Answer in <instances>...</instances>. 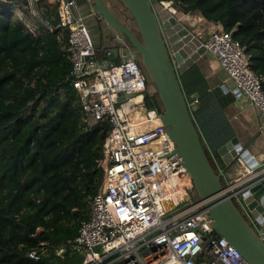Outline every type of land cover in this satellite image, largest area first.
Returning a JSON list of instances; mask_svg holds the SVG:
<instances>
[{"label": "built area", "instance_id": "built-area-1", "mask_svg": "<svg viewBox=\"0 0 264 264\" xmlns=\"http://www.w3.org/2000/svg\"><path fill=\"white\" fill-rule=\"evenodd\" d=\"M159 2L176 14L172 1ZM70 3L29 0V7L41 11L49 29L68 32V76L87 124L110 123L98 161L102 184L90 197L87 217L78 219L71 241L79 264H249L210 226L204 200L191 195L192 180L173 151L175 141L161 122L159 110L142 106L148 93L146 74L128 42L120 39L116 61L100 60L83 17L78 12L73 15ZM202 45L264 118L263 78L250 68L240 41L230 30L215 26ZM124 54H128L125 60ZM119 94L124 95L122 100ZM247 155L235 157L239 169L233 177L224 178L222 173V192L249 214L244 193L258 181L261 169L251 166L255 159ZM188 196L193 199L187 200ZM63 250L55 248L54 253ZM48 254L46 242L27 253L35 261Z\"/></svg>", "mask_w": 264, "mask_h": 264}, {"label": "trees", "instance_id": "trees-1", "mask_svg": "<svg viewBox=\"0 0 264 264\" xmlns=\"http://www.w3.org/2000/svg\"><path fill=\"white\" fill-rule=\"evenodd\" d=\"M170 1L235 30L264 90V0ZM20 13L32 17L29 0L0 1V264H79L71 241L102 184L98 161L110 123L89 125L84 119L68 76L67 30H51L32 17L36 33ZM178 78L186 98L205 95L196 64ZM143 102L158 109L151 94ZM191 113L197 117L196 110ZM205 134L215 166L217 147L228 137ZM40 242L47 243L49 254L35 261L27 253Z\"/></svg>", "mask_w": 264, "mask_h": 264}, {"label": "water", "instance_id": "water-1", "mask_svg": "<svg viewBox=\"0 0 264 264\" xmlns=\"http://www.w3.org/2000/svg\"><path fill=\"white\" fill-rule=\"evenodd\" d=\"M70 9H77L72 0ZM128 12L131 26L125 17L117 16L105 0H88L95 15L100 16L112 34L110 44L102 45L114 57L118 56L120 39L128 42L146 74L147 92L157 104L160 119L169 137L175 141L174 152L181 157L193 183L191 195L204 200L210 214V226L229 241L249 264H264V185H252L244 193L246 214L222 192V172L212 164L197 130L178 74L189 67L205 51L202 38L194 35L159 1L119 0ZM232 34L235 30H232ZM104 35V34H103ZM106 43V42H104ZM128 54L121 56L123 60ZM124 98L119 94L118 100ZM232 138L218 147L217 152L229 166L240 152ZM246 152H243L245 154ZM259 227L257 230L251 218Z\"/></svg>", "mask_w": 264, "mask_h": 264}, {"label": "crops", "instance_id": "crops-1", "mask_svg": "<svg viewBox=\"0 0 264 264\" xmlns=\"http://www.w3.org/2000/svg\"><path fill=\"white\" fill-rule=\"evenodd\" d=\"M73 2L78 14L83 17L88 31L92 30V35L90 32L89 34L98 56L116 58L107 49H102L103 44L106 46L110 44V37L105 34H109V36L112 34L105 21L93 13L88 0H73ZM175 15L194 35L201 37L202 40L211 28L219 26V24L203 18L197 9L184 13L179 7ZM205 23L210 26L208 29H205ZM192 64H196L200 69L206 82L205 95L200 98L195 92L193 97L186 98L188 103H195L191 105L190 112L196 110L197 117L192 113L191 115L204 148L213 156L212 149L205 139V133L211 134L212 132L213 135H216L215 137H228L222 144L236 138L237 144H231L232 148L237 146L240 148V154L247 152L248 155H253L255 162H252L251 166L261 169L255 184L263 183L264 185V118L256 106L234 88L233 83L227 78L225 70L213 54L205 50ZM217 159L218 169L225 170L224 178H231L237 173L239 165L235 158L229 166L223 162L219 154Z\"/></svg>", "mask_w": 264, "mask_h": 264}, {"label": "rangeland", "instance_id": "rangeland-1", "mask_svg": "<svg viewBox=\"0 0 264 264\" xmlns=\"http://www.w3.org/2000/svg\"><path fill=\"white\" fill-rule=\"evenodd\" d=\"M1 2L4 0H0ZM106 2L110 5V7L112 8L113 12L121 17H125V21H127L131 26H133V23H131L130 18H129V14L128 12L123 8V6L121 5L119 0H106ZM178 8H176V10H178ZM22 16L24 17L23 20L25 22V25L28 28H31L32 30H34V32H38V27L37 24L34 23V21L32 20V17L36 18L42 25H45L48 28V20L44 17V15H42L41 11H36V9H34V11L31 9V16H29V18H27L28 16L24 15L23 13ZM34 23V24H33ZM205 29H208L210 26L207 25V23H205ZM220 27V26H219ZM90 34L92 35V30L90 31ZM108 57V58H107ZM100 60H110V61H116L117 58H112L110 56H100L99 57ZM142 106H145L144 103L142 104ZM193 199L191 196H188L187 200H191Z\"/></svg>", "mask_w": 264, "mask_h": 264}, {"label": "clouds", "instance_id": "clouds-1", "mask_svg": "<svg viewBox=\"0 0 264 264\" xmlns=\"http://www.w3.org/2000/svg\"><path fill=\"white\" fill-rule=\"evenodd\" d=\"M172 3H173V2H172ZM174 6H175L176 8L179 7L178 5L176 6L175 4H174ZM165 9H166V8H165ZM180 9H181V8H180ZM183 12H184V11H183ZM171 13H173V12H171ZM176 13H177V12H176ZM184 13H186V12H184ZM173 14L175 15V13H173ZM231 32H232V30H231ZM116 58L118 59V56H117ZM117 59H116V60H117ZM186 101H187V100H186ZM187 104H188V102H187ZM188 107H189V106H188ZM189 109H190V107H189Z\"/></svg>", "mask_w": 264, "mask_h": 264}, {"label": "bare ground", "instance_id": "bare-ground-1", "mask_svg": "<svg viewBox=\"0 0 264 264\" xmlns=\"http://www.w3.org/2000/svg\"><path fill=\"white\" fill-rule=\"evenodd\" d=\"M172 9H173L174 11H176V12H177V10H176V7H175V6H172V7H171V10H172Z\"/></svg>", "mask_w": 264, "mask_h": 264}, {"label": "flooded vegetation", "instance_id": "flooded-vegetation-1", "mask_svg": "<svg viewBox=\"0 0 264 264\" xmlns=\"http://www.w3.org/2000/svg\"><path fill=\"white\" fill-rule=\"evenodd\" d=\"M106 1V0H105ZM110 6V5H109ZM112 9V8H111ZM118 16V15H117ZM132 23V22H131Z\"/></svg>", "mask_w": 264, "mask_h": 264}]
</instances>
